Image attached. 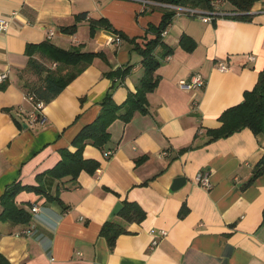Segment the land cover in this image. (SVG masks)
Here are the masks:
<instances>
[{"label":"crops","instance_id":"1","mask_svg":"<svg viewBox=\"0 0 264 264\" xmlns=\"http://www.w3.org/2000/svg\"><path fill=\"white\" fill-rule=\"evenodd\" d=\"M83 13L87 17L79 22ZM250 15L248 21L220 17L212 23L174 17L155 50L159 84L148 94L147 114L115 121L103 150L85 147L84 158L100 163L94 175L83 171L76 180H58L46 172L61 161L62 149L76 151L73 140L98 117L100 103L118 83L106 73L131 66L113 91L117 104L136 92L144 73L136 43L154 38L150 27L161 24L163 13L138 0H0V20L11 19L0 31V74L10 71L0 90V200L15 183L45 190L22 191L14 199L31 215L30 224L0 221V252L11 264H264V175L247 185L264 157V139L250 129L211 143L207 135L221 126L225 110L244 101L264 70V0ZM101 19L109 27L92 34L91 23ZM73 25L75 34L62 31ZM114 34L123 36L120 46L108 44ZM183 36L195 44L192 51L181 46ZM45 41L65 50L102 52L107 62L95 59L34 122L23 85L42 80L24 73L26 50ZM221 62L229 71L218 69ZM194 74L206 86L181 88L180 81ZM203 173L209 188L198 181ZM179 177L185 184L172 190ZM57 193L61 203L47 200ZM124 202L138 204L145 219L124 221ZM184 207L188 213L181 217ZM109 220L127 231L113 251L101 235Z\"/></svg>","mask_w":264,"mask_h":264},{"label":"trees","instance_id":"2","mask_svg":"<svg viewBox=\"0 0 264 264\" xmlns=\"http://www.w3.org/2000/svg\"><path fill=\"white\" fill-rule=\"evenodd\" d=\"M157 1L205 10L215 9L214 6H212V0ZM258 1L259 0H223V4L220 8L227 12H234L235 15L229 17L231 19L248 21L251 19L250 11ZM225 3L230 5L233 9H224L223 5ZM153 10H155V8H153ZM159 10L163 13L161 24L158 27H150V31L154 33V38L147 41L148 38L146 36L141 44L137 42L140 38L131 40L137 42L136 49L142 57V66L144 68V73L137 86L136 92H129L126 101L122 104H117L113 99V91L118 85L124 83L125 78L130 73L131 66H127L124 70L106 73L108 77L117 79L118 83H114L113 87L100 103L101 111L98 117L92 123L84 126L73 140V146L77 148L76 151L71 152L67 149H62L60 151L61 161L53 169L46 172V174L58 180L67 177L76 180L83 171L94 175L100 168V163L97 160L84 158L83 151L85 147L87 145H92L103 150L111 140L109 128L115 121L120 120L124 123H129L137 113L147 114L148 94L154 92L159 84V78L155 77V72L160 67L161 60L155 56V50L159 45L163 44L161 37L162 33L169 27L175 15V13L170 10ZM85 17H87V14L83 13L77 20L80 22ZM106 26L109 27L103 19L93 21L91 23V33L94 34L97 28ZM62 31L66 34H75L77 32V25L65 27ZM180 44L187 51H192L195 48V44L190 41L188 36H183ZM171 51L166 52L162 58H166L170 55ZM26 54L29 57V63L24 73H32L42 80V83L36 86L28 83V81H24L23 88L26 89V98L29 96L33 97V106L38 103H42L44 106L50 104L71 82L90 67L95 59L99 58L107 62L106 55L102 52H85L80 48L65 50L55 46L50 41H45L40 44H29ZM37 55L44 60H48L49 63H55L56 67L49 68L36 59ZM44 75H46L45 78H43ZM4 88V86H0V90ZM41 118L42 117H40V119ZM219 121L221 122L219 128L207 130V135L209 136L208 143L218 139L228 138L244 129H250L255 135H261L264 139V70L260 73L258 82L253 90L245 92L244 101L239 105L225 110L220 116ZM140 161L141 160H138L137 163ZM263 175L264 157L255 166L253 175L247 185H251L257 178ZM22 191L45 193L42 186H21L15 183L8 187L0 200L2 206L0 221H9L16 224H30L31 215L25 210L17 207L14 200L16 195ZM47 200L61 203L58 193L54 196H48ZM187 213L188 211L184 207L180 211V216L184 217ZM119 216L128 223H141L145 219L146 213L138 204L124 202V208ZM126 232V229L121 224L113 220L106 222L101 229V235L106 238L111 251L114 250L117 238ZM0 264H11L1 252Z\"/></svg>","mask_w":264,"mask_h":264},{"label":"built area","instance_id":"3","mask_svg":"<svg viewBox=\"0 0 264 264\" xmlns=\"http://www.w3.org/2000/svg\"><path fill=\"white\" fill-rule=\"evenodd\" d=\"M141 2L143 7L146 9H162V10H170L175 13L174 17H179V16H187L190 18H195L199 19L204 23H212L217 20V18L220 17H231L235 15L234 12L230 11H224L220 8V6L223 4V0H212V6H214V10H205V9H200V8H192V7H185V6H180V5H175L171 3H164L160 2L157 0H138ZM15 14L11 17L14 18ZM11 19H1L0 20V31L2 30H7L9 27V24L11 22ZM165 32L162 33L164 35ZM53 34L51 33V36ZM123 43V38L119 34H114L109 37L108 44L109 45H114V46H120ZM253 60V58H250ZM218 69L221 72H227L229 71V67L227 66L226 63H219L218 64ZM9 74L10 71H7L5 73L0 74V86L3 85L5 82L8 81L9 79ZM180 87L183 89H203L206 86V80L205 78L200 75V74H194L191 78L190 81H180L179 83ZM27 100L29 102H33V97L29 96L27 97ZM44 108V105L42 103H38L34 105L35 111L30 115V118L35 122V121H40V117H42V110ZM40 115V117H39ZM113 153L112 150L105 152V156L109 157ZM206 173L200 174L199 175V183L203 188H209L210 187V182L207 179ZM33 211L36 212L38 211V208H33ZM163 235L166 234V232H162ZM157 241L153 242V245H156Z\"/></svg>","mask_w":264,"mask_h":264},{"label":"water","instance_id":"4","mask_svg":"<svg viewBox=\"0 0 264 264\" xmlns=\"http://www.w3.org/2000/svg\"><path fill=\"white\" fill-rule=\"evenodd\" d=\"M185 182H186V180H185L184 177H179V178H177V179L174 181V183H173L172 190H177V189H179L180 187H182V186L185 184ZM121 209H122V205L119 204V205L115 208L112 217L118 215Z\"/></svg>","mask_w":264,"mask_h":264},{"label":"rangeland","instance_id":"5","mask_svg":"<svg viewBox=\"0 0 264 264\" xmlns=\"http://www.w3.org/2000/svg\"><path fill=\"white\" fill-rule=\"evenodd\" d=\"M228 5L225 3L224 5H223V7H224V9H226L225 7H227Z\"/></svg>","mask_w":264,"mask_h":264}]
</instances>
